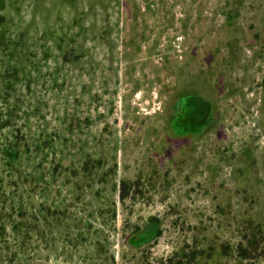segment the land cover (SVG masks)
<instances>
[{
	"label": "rangeland",
	"instance_id": "1",
	"mask_svg": "<svg viewBox=\"0 0 264 264\" xmlns=\"http://www.w3.org/2000/svg\"><path fill=\"white\" fill-rule=\"evenodd\" d=\"M1 181L0 264H264V0H0Z\"/></svg>",
	"mask_w": 264,
	"mask_h": 264
},
{
	"label": "trees",
	"instance_id": "2",
	"mask_svg": "<svg viewBox=\"0 0 264 264\" xmlns=\"http://www.w3.org/2000/svg\"><path fill=\"white\" fill-rule=\"evenodd\" d=\"M170 116V115H169ZM170 120H169V125H170V128L172 130V133L175 135V136H181L180 135H176V127L174 125V118L173 116L172 117H169ZM195 129V126L194 125H191L189 127H186L185 131L182 133L183 135H189V134H193L194 133V130ZM2 158H1V161H2V166L4 167L5 170L7 171H11L14 166H15V163L17 162L18 160V153L17 151L15 150V147L14 146H10V145H7L4 147V149L2 150ZM2 186L4 187L5 189V186L3 185L2 181L0 182V192L3 193V191L1 190L2 189ZM128 186V183L126 182H122L119 186V199L120 200H123L125 199V196L127 195V192L130 188L127 187ZM1 193V194H2ZM17 195H13V197L15 198ZM14 199H11L9 201H13ZM10 209L13 207L12 204L9 205ZM2 210L4 209L3 206L1 208ZM10 216V215H9ZM151 231L147 232V233H144V234H132L131 237L129 238L128 240V243L133 246V247H140L142 245H144L145 243H147L148 241L158 237V235L160 234V231H159V228L157 226V224H155V222H152L151 223ZM5 231V226H0V237L3 235V232ZM242 242H240L239 246L236 248V251H235V254H233L232 252L230 254H226L228 257H232L235 259H242L244 255H246L247 257H252V252H254L255 248L253 247L255 244H253V242H249L247 244L246 247H242ZM235 255V256H234ZM245 260V259H244Z\"/></svg>",
	"mask_w": 264,
	"mask_h": 264
},
{
	"label": "flooded vegetation",
	"instance_id": "3",
	"mask_svg": "<svg viewBox=\"0 0 264 264\" xmlns=\"http://www.w3.org/2000/svg\"><path fill=\"white\" fill-rule=\"evenodd\" d=\"M192 98V103H195V111L196 112H198L199 111V113H204V112H206V110L209 108L208 106H207V104L205 103V102H202L201 100H198L197 98H194V97H191ZM177 114H175V110H172L171 112H170V116L169 117H172L173 116V120H174V123L176 122V120H177V116H176ZM209 126V124L208 125H206V127H208ZM195 130V129H194ZM174 135V134H173ZM175 136V135H174ZM183 136H186V135H183ZM182 135L181 136H178V137H183ZM177 137V136H176Z\"/></svg>",
	"mask_w": 264,
	"mask_h": 264
}]
</instances>
